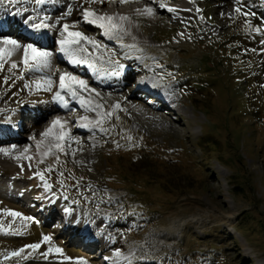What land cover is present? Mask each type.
Listing matches in <instances>:
<instances>
[{
    "label": "rangeland",
    "instance_id": "374dc122",
    "mask_svg": "<svg viewBox=\"0 0 264 264\" xmlns=\"http://www.w3.org/2000/svg\"><path fill=\"white\" fill-rule=\"evenodd\" d=\"M57 1L67 5L50 29L64 39L61 17L71 9L83 15L81 0H4L0 16H14L17 27L28 11L39 22ZM175 1L186 15L148 7L151 13L134 17V40L114 41L69 22L75 27L68 32H87L97 42L78 48L94 52L85 58L101 62L107 79L83 77L87 88L77 91L73 125L91 129L57 141L53 160L29 142L0 146L8 150L0 151V264H264V0ZM88 9L102 13L96 4ZM15 53L0 55L3 122L52 97L57 83L52 68L25 71ZM51 63L69 73L61 61ZM48 78L51 91L43 84ZM155 90L173 103L155 99ZM62 97V106L73 102L69 92ZM43 126H23L22 137L38 140ZM19 197L42 203L33 209ZM57 198L61 216H91L89 234H98L105 253L81 251L82 238L71 240L72 229L54 222L58 215L43 200Z\"/></svg>",
    "mask_w": 264,
    "mask_h": 264
},
{
    "label": "bare ground",
    "instance_id": "6f19581e",
    "mask_svg": "<svg viewBox=\"0 0 264 264\" xmlns=\"http://www.w3.org/2000/svg\"><path fill=\"white\" fill-rule=\"evenodd\" d=\"M108 1L109 2L110 1L115 2L114 8H113V6L107 7L106 3ZM81 2L83 3V6L85 9H88V7L91 4H96L102 10V13L99 16H110V17H113L114 19L111 22H105L106 27L101 28L98 26V24L86 23L84 21L83 15H79L77 12L72 11V13H70L68 15H63L62 16L63 19H61V21H64L65 24H68L69 28H71V27H75V26L70 24L69 22L78 20L79 23L76 25L77 28H81V29L86 30V31L97 30L104 37H108L109 39H112L114 41L139 39V35L136 32L137 24L134 21V17L138 14H142V13L147 12L146 10L148 9V7L152 6L157 12L158 11L159 12L162 11L165 13L166 12H172L174 18H181L183 15H186L188 13L175 0H127V2H124V3H121L120 0H104L103 3H88V2H86V0H81ZM177 3L179 6L177 5ZM161 4H165L164 7H161ZM66 5L67 4L64 3V4H61L59 7H54V8H53V6H52V8H50L51 6H49L48 14H47L49 19H48L47 23L56 25L57 22L55 21V18L58 15H60V12H62L64 10ZM119 5H125L126 7L123 9L119 8L120 9L119 10V9H117V7ZM169 8L174 9V11H169ZM27 12L28 11H25V13L23 14V20H25L30 15V13H27ZM0 17H1L0 18V28H1L0 29V37H2L4 35V33L8 34L9 31H11L12 29H15L16 26H14L13 23L16 22L15 21L16 18L14 16H7V15L6 16L5 15L0 16ZM39 17L42 18V15H40ZM120 17H127V19H120ZM33 22H35V21H33ZM109 23L111 25H116L117 27L110 28V27H108ZM22 26H25V27H22ZM17 27L18 28L20 27V30L22 31L24 28H27V25L22 23L21 25L19 24ZM21 31L16 36L17 40H19L20 42H22V40H23V38L21 37V35H23V34H21ZM42 31L44 32V30L42 29L40 31L41 32L40 35L44 36L45 34ZM46 32H49V31H46ZM51 32L55 33V32H53V30H51ZM82 33L85 36H88L87 32H82ZM82 48H83L82 50H84V52H86V54L82 50L78 52L77 58L80 60L79 65L69 64V62L67 61L68 60L67 57L63 58L62 60H59V61H61V65H63L69 71V73H71L73 76L79 77L82 80H83V77L92 76V74L94 73V70H97L101 73H105L106 69L103 67V64L101 62H99V61L90 62V61L86 60V58H85L86 55L93 56L94 52L90 51L85 45H82ZM42 49L47 50V51L50 50V48L47 46H44ZM51 57H52V55H51ZM14 58L18 59V61L20 60V62H22V65H23V68L25 69V71H33V69H26L25 64L23 62V52L22 51L16 52L14 54ZM89 65H92V67H89ZM50 68H52L53 71L55 72V74L57 75L56 76V82L57 83H56L55 91L53 92L52 97L45 98L41 101L36 102L35 104H32V103L28 104L27 106H29V108L28 107L24 108L22 113L19 112L18 110H15V112L17 114H19V115L15 114L17 117L11 116V117L7 118L6 120H4V122L0 120L1 121L0 122V146H3V145L4 146H11L12 144H16V143L19 144V143L29 142V143H32V145L35 144L36 148L39 150L45 149L44 151H46L49 154V156L48 155L47 156L49 157V160L51 161V160H53L52 147H53V145H56L57 141H60V140L62 141L63 139H65V137L68 135V133L70 131H75V132H77L76 134H78V136H80V135L86 133L89 129H91V126L87 123L86 124L79 123L78 126H76V127H75V125H73L75 122L74 119L76 118L75 110H77V108H78V106L75 104L76 103L75 101L78 98H81L80 96L77 95L75 98H72L73 102H71L69 105L67 104V107L60 105V103H58V101H57L58 99H54L57 92H59L60 97H62V95L68 91L60 88L59 77L63 73L59 71L58 66L53 65L51 63ZM79 68L81 71H78ZM78 72H81L80 73L81 76L75 75ZM92 81L98 82L96 80H92ZM77 91H80V89L77 88ZM136 101H137V99L132 101V103L136 104L137 103ZM0 105H2V104H0ZM33 114H35V115L39 114L41 119L39 120L38 123H34L33 125H31V128H35V127H38L41 125H44L43 129L46 127L44 130L42 129V131L40 132L38 140L35 141L34 139H32L30 141V139H27L26 137L25 138L22 137L23 136L22 134H21V137L18 139L13 138L15 136L13 134L17 131H19V132L21 131L22 133H24V127L21 125V121L24 120V117L28 118V117H30V115H33ZM57 117L60 118L62 127H61V125L53 126L52 122L54 120H56ZM6 121L11 122L9 124L10 126L8 127L9 130L3 129L1 127L2 125H4L6 123ZM25 121H29V119H27ZM82 125H86V126H82ZM19 128H21V129L19 130ZM49 129H51V131H49ZM45 133H48V134L45 135ZM48 142H51V144L50 143L48 144ZM32 155L33 154H31V156ZM33 158L34 159H33V161H31L32 162L31 166L35 167L40 162V157L34 155ZM26 191H28V190H26ZM40 199H42V198L35 197V200L32 202V204L33 203L36 204L37 202L42 203L40 201ZM43 203L49 205L52 208V211H53L52 215H56V216L61 215L60 213H58V210H59V212H62L63 208L61 209L60 205L64 204V202L60 198H57L56 200H51V202L47 201V200H43ZM59 218H60L59 220H61V218H62V220L65 221V224L63 226L64 229L62 228V231L66 230V228H68V227L70 229H72V231H73L72 233L74 235L70 236L71 240L76 236L77 237L80 236L82 238L81 243H84L85 240L86 241H92V238H90V234H89L90 228H89L88 224L91 221V216L89 214L82 217L80 214L73 212L71 214L63 215ZM101 234H103V232ZM100 243L103 244V241L102 242L100 241ZM103 247L105 248V251H104V253H105L107 248L104 245H103ZM129 254H130V252H129ZM129 254H126V256L124 258L125 259L128 258ZM125 259H122V260H125ZM108 260L113 262V260L115 261L116 258L112 257L111 259L109 258ZM125 262H122L120 264H125ZM104 264H106V263H104ZM115 264H118V262Z\"/></svg>",
    "mask_w": 264,
    "mask_h": 264
},
{
    "label": "snow or ice",
    "instance_id": "6c2138e0",
    "mask_svg": "<svg viewBox=\"0 0 264 264\" xmlns=\"http://www.w3.org/2000/svg\"><path fill=\"white\" fill-rule=\"evenodd\" d=\"M18 0H8V3H17ZM88 3H103L104 0H86ZM121 3L127 2V0H120ZM0 3H4V0H0ZM36 4H44L45 0H35ZM161 7H164L163 4H161ZM237 11H240L239 8L236 9ZM147 12L151 13L152 9L149 8L146 10ZM169 11H174V9L169 8ZM83 18L86 23L89 24H98L99 27L105 28L106 23L105 22H111L114 18L110 16H99L95 12L89 10V9H84L83 11ZM37 18L33 16H28L25 20L24 23L31 28L34 32L39 33L42 29H50V28H55L54 24H49L47 23L49 17L44 16L42 18H39V22H33ZM63 19V17H61ZM120 19H127V17H120ZM59 23V21H57ZM108 27L110 28H115L117 27L116 25H111L110 23L108 24ZM69 25L64 24L63 25V30H61V36L65 37L64 39L60 40V51L65 53L68 57L71 63H80V60L77 59L78 52L81 51L82 49H79L78 46L81 44L82 41H89L92 43L94 46L97 45V42L95 40H92L90 37L85 36L81 32H68ZM65 33H67V36H65ZM37 40L42 39V37H36ZM0 45H4L6 47H0V55L4 54L7 52V55H11L17 51H22L23 52V62L25 64L26 69H36V70H42L44 68H50L51 66V55L52 53L44 50L42 48L36 47L34 43H26L22 44L19 40L17 39H12L10 37H4L0 39ZM17 65L15 63L12 64V67L15 68ZM89 67H92V65H89ZM60 81V88L67 90L73 98L77 96V88L79 89H85L87 88V82L80 79L79 77L73 76L71 73L64 72L63 74L60 75L59 77ZM37 87L39 88L41 86V82L37 81L36 82ZM43 84L45 86V90L51 91V87L53 84V81L51 78L43 80ZM28 85H26L27 87ZM54 99H60V93L57 92ZM65 107H67V104H64ZM81 106H84V102L81 101ZM97 107H100L97 105ZM116 107H119L117 105ZM81 119H87V117H82ZM53 126L61 125L60 118L57 117L56 120L53 122ZM86 126V125H82ZM62 127V125H61ZM51 131V129H49ZM48 133H45L47 135ZM62 138V137H61ZM0 151L5 152V154L8 153L7 149H0ZM27 151V149L25 150ZM40 175L39 173H37ZM41 180L44 179L43 175L40 176ZM50 185L45 184V189L49 190ZM66 198V197H65ZM66 212H71V209L66 208ZM10 215L12 216H19L20 213L17 212H11ZM25 219L31 220L32 217H25ZM44 241H50L51 237L50 236H44L43 237ZM28 247L32 249H38L40 247L39 244H32L28 245ZM20 251H23L21 249ZM49 251H52L50 248ZM56 252H61L62 250L59 248L55 249ZM19 253H12V255H18ZM45 256H47V253H44ZM79 264H88L86 260L80 259Z\"/></svg>",
    "mask_w": 264,
    "mask_h": 264
}]
</instances>
